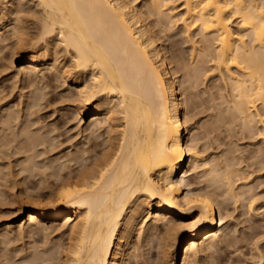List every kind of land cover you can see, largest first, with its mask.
<instances>
[{
  "label": "bare ground",
  "instance_id": "1",
  "mask_svg": "<svg viewBox=\"0 0 264 264\" xmlns=\"http://www.w3.org/2000/svg\"><path fill=\"white\" fill-rule=\"evenodd\" d=\"M6 1L8 4H4L6 7L2 9L10 8L11 12L20 11L26 3L25 0ZM31 1L39 7V15H37L39 18L36 19L38 23L36 22L32 32L26 29V26L18 24L17 21L21 18L17 20V17L15 21L17 24L14 22L10 25V15L6 14V11L5 14L0 13V42L6 40L5 32L8 29L13 31L11 33L17 39L19 49L16 53L21 56L22 64L16 67L18 69L16 73L23 75V81L28 79L26 82H30L27 83L29 86L37 79L30 75L34 72L36 76L41 67L59 72L65 79H70V84L75 90L74 101L78 100L83 104H76L77 112H83L85 105L90 107L91 117L89 123L86 122L87 126L83 127L84 131L90 129L93 134L98 129L101 131L91 136L98 139L104 133L105 137L101 140L102 145L98 140L92 141L93 149L97 146H101V149L99 151L95 149L96 154L88 162L82 163L80 168L74 169L75 171L67 168L69 171L63 174L64 169L58 171L60 175L57 173V181L54 185L57 189L53 187L54 191L51 189L53 191L51 192L48 184L46 187L49 192L44 202H38L40 200L38 199L37 203L33 200V204L29 202L30 200H25L26 204L17 209L19 217H24L23 222L17 224L23 235L41 225L49 223L52 225V222L61 219V227L64 230L60 232L67 233L66 241H63V244L60 242L61 245L57 243L59 246L55 248V252H53L55 245L50 244L53 251L45 246L41 257L38 256L40 251L36 253L38 255L30 252L29 249L32 247L30 245L31 247L27 248L29 253L27 254L26 250L24 254L27 255L25 258L22 257L24 264H49L50 261L53 264L56 262H59L58 264H127V258L131 254L132 238L136 233L140 238L141 229L144 234L142 224L149 215H151V221L149 220L150 223H148L151 230L152 228L159 231L160 228L163 229L164 244L161 245H164L165 257H171L173 253L174 257L167 264H191V252L204 253L206 244L209 247L208 243L211 241L214 243L217 240L218 244L223 243L226 240L230 218L223 213L224 206H220V203L225 202L218 200L222 192L212 191L211 188L209 190L195 188L188 179L191 171H195L207 162H199L202 156L197 147L198 144L195 145V141L189 138L185 139V135L190 133L192 117L185 116L184 109L187 103L184 97L186 96L184 93L182 96L183 91L177 70L159 41L158 32L160 31L155 30L159 27H156L157 23L153 25L154 18L151 19V14L166 16L167 21H163L167 24L179 22L190 41L195 30H199L204 35L203 40L206 39V43L203 42L201 47L194 46L196 42L193 41L192 56L189 60L192 70L184 71L185 67L181 69L185 72L184 78L190 82L192 77L197 78L200 73L203 75L205 67L198 64L208 62L211 71L216 70L221 79L228 81L234 93L232 95L236 97L232 100V106L239 115L241 114L242 120L246 119L248 123L251 120V122L264 121L261 118L262 112L260 113L257 108L259 104L260 107H264V0H182L183 5L180 7L182 13L175 12V7L171 6L170 3L174 0H145L149 3L148 8L147 4L146 7L144 6L147 8L145 10L138 6L136 0ZM29 2L30 0L27 2L28 5ZM24 19L26 21V18ZM157 20L162 22L160 16ZM162 23V30H164ZM52 41H58L62 45L65 51L62 58L65 59L64 64L58 60V55L50 52ZM39 42H43L44 45L40 46L42 43L39 44ZM198 55L200 59L195 61L194 58ZM186 63L183 65L186 66ZM195 65L199 70L194 67ZM201 67L202 70L204 68L203 71ZM178 72L180 74V71ZM193 80L195 83L194 78ZM193 83L192 87L196 84L193 85ZM188 85H184L185 88ZM35 89L40 92L39 90L42 91L43 88L35 87ZM46 94L44 91L43 94L41 92L36 94L34 91L31 93L27 103L30 109L33 107V110H29L30 112L34 111L36 106L41 107L42 101L39 102V100ZM20 108L14 111L7 106L2 112L0 111V132L13 127L15 136L11 141L14 142L15 137L24 136L28 141L25 145L22 142V146H29L27 147L29 149L30 146L34 148L47 143L43 133L39 132V127L36 128L39 121L28 119L30 122H23ZM30 112L27 115H31L32 112L31 114ZM247 123L245 122V126L248 127L250 123L249 125ZM251 128L250 131H252ZM7 137L12 138L11 135ZM2 143L4 142H0ZM11 146L8 147L11 148ZM44 149V152L47 151ZM26 150H23L24 153L28 151ZM29 152L32 153L31 150ZM3 154H5L4 151ZM9 155L11 154L8 153ZM85 158L83 159L86 160ZM44 159L45 157L43 160L40 158L45 162ZM32 160L30 162L33 173L38 166ZM59 161L56 160V162ZM51 165L53 167V164ZM29 170L31 169L22 167V172L25 171L24 178L31 174ZM27 171L30 173L26 174ZM46 180L47 178L44 181ZM223 182L226 194H233L229 175L224 177ZM10 228V224L5 223L0 227V231L9 232L12 230ZM5 236L7 237V234ZM21 238H23L22 235Z\"/></svg>",
  "mask_w": 264,
  "mask_h": 264
},
{
  "label": "rangeland",
  "instance_id": "2",
  "mask_svg": "<svg viewBox=\"0 0 264 264\" xmlns=\"http://www.w3.org/2000/svg\"><path fill=\"white\" fill-rule=\"evenodd\" d=\"M25 1L27 3L29 0H25ZM136 2L139 4V5L137 4L138 6L142 7V10H145L148 8L149 3H147V1L136 0ZM4 4L7 5L8 2L6 0L1 1L0 13L2 14L3 12V14L6 13L10 15V18H9L10 25L21 18L20 21H17L18 24L21 26H26V29L28 28L30 32H32L34 26H36V24L38 23V20L36 19L39 18V16L37 17V15H39L38 14L39 7L38 6L36 7L33 1L30 0L29 5L28 3L26 5L25 4L23 5L26 8L22 6L23 9L21 8L20 10L18 8L20 11L16 12L15 10L14 12H11L10 8L8 10L2 9L5 6ZM170 4L171 6L175 7L174 9L175 12L182 13V9H180V7L183 5L182 0H176V1L174 0V2H171ZM145 5L147 6V8H145L146 7ZM36 9L38 10L36 11ZM34 10L37 14L34 12ZM151 15H152L151 19L154 18L152 19L154 21L153 25L157 23L155 25H157L156 27H159V28H155V30L160 31L158 32V35H160L159 41H161L163 47L165 48L164 51L167 57H169V59L172 60L173 67L176 68L175 70H177L178 78L180 79L179 81L181 82L182 91H183L182 96H183V93H184V96H186L184 97L185 103H187L186 104L187 107L185 108L186 110L184 109V112H186L185 116L190 115V117H192V119L190 120V124H191L190 133L188 134L189 136L187 134H186L187 136L185 135V139L189 138L191 141L193 142L195 141V145L198 144L197 147H199L198 149L200 150L201 152L200 154L202 156V159H199V162H204V161L205 163L207 162L206 164L200 165L198 168L195 169V171L194 170L191 171V173L188 176L189 177L188 179L190 183L192 184V186L195 188L200 187L201 189L203 188V190H207V188L209 190L211 188L213 189L212 191L222 192L221 193L222 196L220 194L218 197V200L225 202V203H220V206L222 207L224 206L222 211L224 214H227L228 216L227 218H230L228 219L229 228L226 231V236H225L226 240L221 244H218L217 240H216L217 243L216 242L212 243L213 241L209 242L208 244L210 246L208 245L209 247H207V244H206V248L203 251L204 253L201 252L200 254V252L199 253L197 252L198 254H196V253L191 252L190 262L191 264H264V136H262L264 135V121L256 120L257 122L253 121L254 122L253 123L251 122L252 120L251 121L249 120L251 123L250 122L247 123L246 119L242 120L243 117L242 118L240 117L241 114L239 115V113H237L235 108L232 106V103H233L232 100H234L236 97L233 96L234 93L232 89L230 88L229 83H227L228 81L225 82L223 78L221 79V76L218 74L216 70H214L215 72L213 71V69L211 71L209 69L208 62H205L206 64L201 61H199L201 63L198 62L199 63L198 66L203 65L202 67H205V70L203 68L204 70L203 75H201L202 73L199 74L200 79H199V76L197 78L196 77L191 78V80H193V78L195 79L196 84L193 83L194 80L193 81L190 80L191 83L188 80H186V78H184L185 77L184 71L192 70V68L190 69L189 60L192 56L191 55L192 46H193L192 44H194L193 41L196 42L194 46L201 47L203 42L206 43V39L203 40L204 35L200 33L199 30H195L193 32L194 36H191L190 38L191 41H190L188 39V36H186L187 34L183 31L182 25L179 22L178 23L170 22L167 24V22L165 21H167L168 18L166 16L165 17L161 16L160 14L159 16L161 17L162 22H165V23L161 22L162 25L164 24L163 28L165 27L164 30H162L160 20L159 22L157 20L159 16L158 15L156 16L155 14H151ZM24 18H26V21ZM169 25L172 27H170ZM9 30L10 29H8L5 32V38L7 41L4 40L3 42H0V80H1L0 81V102L3 101L0 105V111L2 112L7 106L10 107L11 110L14 109V111L19 110V108L22 107L20 108L22 111L21 113L23 114V115L21 114V116L23 117V118L21 117L22 121L25 123L33 119L37 122L39 121L37 123L39 126L36 124L37 125L36 128L39 127V132L43 133V136H45V138L48 141L47 143L45 142V144H43L44 146L40 144L38 147L36 146L37 148L34 147L35 149L32 148L31 146L29 149L27 148L29 146L27 147L22 146V142H24L23 144L25 145L27 144V141H28L27 138H25L24 136L22 137L20 136L19 138L15 137V139L13 140L14 142L11 141V139H13L15 136L14 134L15 130H13V127L12 129L10 128L8 130L7 129L4 130V132H0V137H1L0 142H4L0 144V148L2 149V151L0 149L1 151L0 154H2V156L0 155L2 157L0 158L1 160L0 161L1 163L0 164V169H1L0 170V183H1L0 184L1 185L0 186V225L2 226L5 223H9L10 227L12 228V230H9L10 233L9 232L4 233V231H0L2 232L0 233L1 234L0 235V264H24L22 257L25 258V256L29 253V250H31L30 252H34L35 254L38 253V251H40L39 255L38 254L36 255L41 257L42 255L41 252H43L44 247L47 246L45 248L52 249V246H50V244H52V245H55L53 247L54 251L52 249V251L55 252V248L57 249L58 246L61 245L60 242L63 244L66 241L67 233L60 232L64 230L61 227V224H62V219H61V220H58L59 222L58 221L52 222V225L51 223L47 224L48 226L41 225L42 227L39 226L35 228V230L33 229L30 233L28 234L25 233V235H23L22 232H20L21 230H19L17 224L18 223L20 224L21 222H23L24 217H19V213H18L19 210L17 209H19L21 205H23L25 202L29 200H30L29 202L33 204H34V201L35 203H37L36 201H38V199H40L38 202L40 201L41 203L44 202L46 200L45 196L47 197L49 190L52 189L54 191V188L57 189L56 186L54 185L56 184L55 181H57L56 176L60 173L58 171L59 170L63 171L62 169H64L62 174L67 173L69 171L68 169L74 170L76 168H80L82 166V163L88 162L89 159L92 158L94 154H96L95 153L97 152L96 150L99 151L101 149V146L95 147L96 150L93 149L91 145L93 143L92 141L98 140L101 143V140H103V138L105 137V134L103 133L101 136L98 137V139H96V138H93L92 136L97 135L101 130L97 129L95 130L93 134L91 133L90 129H88V131L87 130L84 131L83 127L85 128L87 126L86 122H88L91 117L90 107L88 105H85V107L83 106L84 108L83 112H79V113L77 112V108H76L77 105H81L82 103L78 100L74 101V98H75L74 91L75 90L73 89V86L70 84V79H65L63 76L60 75L59 72H54L53 70H48L46 67L45 68L41 67L40 68L41 73L40 71H38V73L35 76L34 75L35 73L32 72L34 76L30 75L32 76V78L35 79L36 77L38 79V80L35 79L36 80L35 82L37 84L33 80L34 84L31 82L33 86H31V84L29 86L27 83H30V82H26L28 79H26V81L25 80L23 81V77H22L23 75L16 73L18 70L17 68L20 67V65L22 64L21 56H19L16 53L18 51L17 49H19L18 44L16 42L17 39H16V36L13 35V33H11L13 31L12 30L9 31ZM52 42L50 43L51 44L50 47L52 46L50 48L51 49L50 52L52 54L58 55L59 56L58 60L59 61L61 60V64H64L65 59L63 60L62 58L65 55V51L63 47H61L62 45H60L58 41H52ZM41 43L39 42V44H41L40 46H43L44 43L43 42ZM14 47L15 48L17 47V48L15 49ZM198 57H200V55L194 58L195 61L196 60L198 61L200 59ZM10 61L12 64L10 63ZM177 61L178 63H176ZM183 63H186V66L183 65ZM5 65L9 67H6ZM194 67L198 69L196 65ZM202 67H201V70H202ZM181 69H183L184 71H182ZM178 71H180V74ZM32 73L30 72V74ZM205 74L206 75L208 74V75L205 76ZM37 76H39V78ZM197 80H198V83H197ZM187 81H188V84L190 83V85L187 84ZM192 83L193 85L195 84V86L192 87L191 85ZM184 85H188V86H186L185 88ZM35 87L36 88L38 87L39 89L43 88L42 91L41 90L39 91L41 92V94H43V91L45 92V94L46 93L47 94L44 95L45 98L43 97V99L39 100V102L42 101L40 105L42 108L39 106L34 107V111H31L32 112L31 114L29 110L31 109L33 110V107L30 109L29 104H27L29 103V99H30L29 96H31V93L33 91L36 94H40V92H38V89L36 90ZM25 91H27V93ZM48 102L50 104H48ZM4 104H6L5 105L6 107H4ZM43 104H45L46 107ZM259 107H260V104L257 106V108L259 109L260 113L262 112L261 118L264 119V110H262V108L264 107H260V108ZM29 112L32 116L27 115V113ZM23 119L24 120L26 119V120L24 121ZM245 122L247 123V125H249L250 123L248 127L250 128L252 127L251 128L252 131H250V128L248 129V127L245 126ZM51 124L53 125L51 126ZM251 124L253 125L251 126ZM47 125H49V127ZM10 135L12 136V138L9 137L10 138L9 139L7 136H10ZM51 139H53L52 142H50ZM8 146L9 147L11 146V148H9ZM18 147H21L23 149L21 150V148H18ZM17 148L20 149V151H17L18 150ZM24 148H26L28 151ZM43 149L47 150L45 151L46 153L43 151ZM49 149L51 150L49 151ZM8 150H11V151L8 152ZM23 150L24 151L26 150L27 152L24 153ZM29 150H31L32 153L29 152ZM3 151L5 152V154H3ZM7 152L11 154L9 156H11L12 158L8 156ZM18 152H21V153H18ZM78 153L80 156L78 155ZM40 154L43 156H41ZM84 155L87 158H85ZM14 156L16 157V159ZM70 156L73 159L70 160L71 158ZM44 157H45L44 159L45 162L42 161ZM61 157H63L62 158L63 160L61 159ZM40 158L42 160H40ZM58 158H60L59 159L60 161L58 160ZM83 158H85L86 160H84ZM32 159L34 160V162ZM3 160H5L6 163H4L5 161ZM31 160L33 163H35V165L38 166V169L34 168L35 171L33 173H32L33 168L31 167L32 163L30 162ZM39 160L41 162H39ZM56 160L59 162H56ZM72 160L73 162L75 161L76 163H73ZM40 163L42 164L40 165ZM46 163L48 164V167L52 170H50L47 167ZM54 163H55L56 168L54 166ZM63 163L64 165H62ZM51 164H53V167H51L52 166ZM72 164H74L75 166H73ZM16 165L17 167H15ZM25 165L27 167L29 166L28 168L31 169L29 171L31 172L32 175L30 174L29 176L24 178L23 176L25 174V171L22 172V167H25L28 170V168ZM58 165H61V166L58 167ZM66 165L67 167H63ZM69 165H71V167ZM39 166H42V167H39ZM10 168L14 170L15 173ZM18 169L19 171H17ZM9 170H11L12 172ZM29 171H27L26 174H29L30 173ZM52 174L55 176H53ZM228 175H229L230 182H232L231 185H233L232 193L234 192L233 194L236 195V196L234 195L233 198H232L233 194H229V195L226 194L227 193L225 191L226 187L224 185V182L222 183V181L224 180V177ZM43 176H46V177H43ZM22 177L24 179H22ZM9 178L11 179V181ZM41 178L42 179L47 178L46 180L47 183L46 181H44L45 179L42 180ZM12 180L15 182H13ZM43 184L45 185L44 187H43ZM48 184H49V190H48V187H46L48 186ZM52 190L51 192H53ZM150 216L151 215H149V217H146L147 219L145 218L142 224V228H144V231H145L144 234H143V229H141L142 234L140 233V238L137 236V233L132 238L133 243L130 249L131 254H129L131 257L128 256L127 264H167V262L174 257L173 253L171 257H168V258L165 257L166 255L164 254V251H163L164 245H161L164 242L162 241L163 240L162 239L163 229L160 228V231H159V229L155 230V228L154 229L152 228L151 230V227L149 226L150 225L149 223L151 221ZM147 225L150 228L147 227ZM43 228L45 231L43 230ZM6 234H7V237L5 236ZM21 235L23 238H21ZM146 236L148 237L146 238ZM60 238L62 240L59 241ZM7 240L9 241L7 242ZM49 241L50 242L55 241V242L50 243ZM6 242L7 244H5ZM45 242L48 243L49 245L48 244L46 245ZM57 243H59V245ZM56 244H57V247H56ZM30 245H32V247ZM42 247L43 249H41ZM27 248L28 249L30 248V249L28 250ZM25 251L27 252V254H24L26 253ZM22 254L24 256H22ZM260 257H261V260H260ZM20 261H22L23 263H21ZM51 264L53 263L51 262Z\"/></svg>",
  "mask_w": 264,
  "mask_h": 264
}]
</instances>
